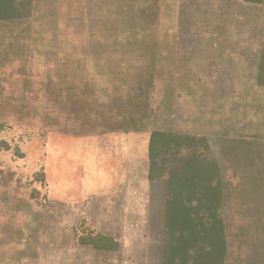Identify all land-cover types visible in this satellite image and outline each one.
<instances>
[{
  "label": "rangeland",
  "instance_id": "1",
  "mask_svg": "<svg viewBox=\"0 0 264 264\" xmlns=\"http://www.w3.org/2000/svg\"><path fill=\"white\" fill-rule=\"evenodd\" d=\"M0 264H264V0H0Z\"/></svg>",
  "mask_w": 264,
  "mask_h": 264
},
{
  "label": "crops",
  "instance_id": "2",
  "mask_svg": "<svg viewBox=\"0 0 264 264\" xmlns=\"http://www.w3.org/2000/svg\"><path fill=\"white\" fill-rule=\"evenodd\" d=\"M129 161V160H128ZM124 162V167L121 168L120 170L116 171L114 173L115 175V181L111 183V186H106V187H102L99 188L97 190V196H101L99 197L100 199H108L109 201H120L121 203H125L126 205H122L121 208H125V210H129L128 209V205H129V200H130V186L135 185L134 182L130 181V162ZM137 161H140V159H137ZM146 158L143 156L141 157V162L145 163ZM132 172L131 175H134L135 173L138 175V177L141 175H143V172L140 170H135ZM137 184L139 185H143L144 184V178L142 177L141 180H139V178H137ZM132 184V185H131ZM96 191V190H95ZM93 191H86V189L83 190V200H86L87 198L85 197V195H88L90 193H92ZM88 200V199H87ZM87 210V209H86Z\"/></svg>",
  "mask_w": 264,
  "mask_h": 264
}]
</instances>
